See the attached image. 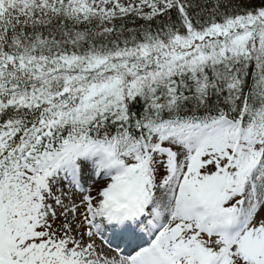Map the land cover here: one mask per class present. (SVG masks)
<instances>
[{"label":"snow or ice","instance_id":"snow-or-ice-1","mask_svg":"<svg viewBox=\"0 0 264 264\" xmlns=\"http://www.w3.org/2000/svg\"><path fill=\"white\" fill-rule=\"evenodd\" d=\"M0 264H264V0H0Z\"/></svg>","mask_w":264,"mask_h":264}]
</instances>
